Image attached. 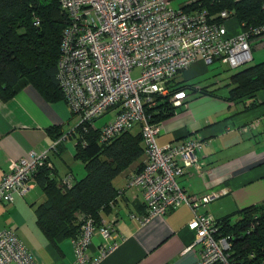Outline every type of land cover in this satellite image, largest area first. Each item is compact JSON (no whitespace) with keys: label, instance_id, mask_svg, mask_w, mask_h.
I'll list each match as a JSON object with an SVG mask.
<instances>
[{"label":"built area","instance_id":"1","mask_svg":"<svg viewBox=\"0 0 264 264\" xmlns=\"http://www.w3.org/2000/svg\"><path fill=\"white\" fill-rule=\"evenodd\" d=\"M59 2L68 16V25L61 39L58 80L64 102L76 122L53 148L80 127L87 132L109 113L115 116L101 127L102 142L139 127L146 148L144 166L131 176L130 186L141 192L149 215L138 218L144 223L187 204L194 214L191 227L196 232V241L189 248L201 247L195 264H236L237 259L230 255L234 252L231 238L223 235L208 208L228 192L211 193L200 199L187 194L178 183L191 171L202 175L204 167L198 152L204 142L194 138L159 147L157 139L163 122L153 123L148 110L155 108L160 98L170 95L174 107L184 105L187 92L170 93L169 81L196 61L212 65L220 60L232 69L250 64L253 43L257 35L262 38L264 23H242L240 33L230 36L225 34V21L236 14L224 12L218 22H213L196 0L182 9H173L168 0ZM209 20L213 23L211 32L204 25ZM137 69L140 74L134 77ZM258 124L256 121L250 126ZM49 151H32L28 158L10 161L0 181V203H13L15 194L28 196L39 169L52 168ZM72 180L71 175L67 176L65 184L70 186ZM99 232L105 242L100 255L92 258L89 249L96 230L92 220L85 223L81 235L72 241L75 264H97L116 249L119 235L115 220L109 224L102 222ZM0 264H36V260L16 232L0 229Z\"/></svg>","mask_w":264,"mask_h":264},{"label":"crops","instance_id":"2","mask_svg":"<svg viewBox=\"0 0 264 264\" xmlns=\"http://www.w3.org/2000/svg\"><path fill=\"white\" fill-rule=\"evenodd\" d=\"M168 1L173 9H182L195 0H184L180 4L178 0ZM225 26V34L230 36L241 31L237 18L226 20ZM228 69L220 63L208 66L199 60L176 76L177 83L194 84L198 90L189 91L184 105L164 120L157 143L163 148L178 140L203 139L204 148L198 155L204 167L202 175L192 171L194 173L185 175L178 183L187 194L200 199L227 191L222 196L233 195L238 205L235 213L264 203V93L260 91L230 101L228 86L237 71ZM222 71L228 72L222 74ZM108 115L115 116L114 113ZM106 116L96 123L98 127L109 122ZM255 119L260 124L250 126L248 123ZM73 121L64 101L49 103L32 86L24 87L9 101L0 98V181L11 160L28 158L32 151L45 150H50L49 157L55 167L52 176L58 182L64 185L67 176L76 178L73 169L80 170L83 178L86 171L77 164L82 165L75 158L74 141H63L61 146L53 148L56 140L51 130L61 131L65 136ZM144 159L145 156L142 162L128 166L114 180L115 188L122 195L113 212H103L101 217L107 224L115 220L118 245L97 264H195L201 247L189 248L196 241V232L191 227L194 214L187 204L144 223L138 218L145 212L144 199L136 187L130 186V178ZM31 183L28 196L15 194L13 203H0V229L16 232L32 252L36 264H75L72 240L66 239L55 246L40 229L36 207L46 201V195L37 186L35 177ZM209 214L220 220L232 213H223L215 207L211 211L209 208ZM104 242L97 232L89 249L92 258L100 255Z\"/></svg>","mask_w":264,"mask_h":264},{"label":"trees","instance_id":"3","mask_svg":"<svg viewBox=\"0 0 264 264\" xmlns=\"http://www.w3.org/2000/svg\"><path fill=\"white\" fill-rule=\"evenodd\" d=\"M198 3L209 12L213 22L219 21L217 18L221 12L233 11L240 24L257 26L264 23V0H203ZM67 25L68 16L62 12L59 0H0V98L3 101H9L26 86L34 87L49 103L65 100L58 80V61ZM261 35L262 38L257 35L253 49L264 41V34ZM217 63L229 68L228 71H237L232 74L228 86L230 101H238L260 91L264 93V62L237 69L220 60L212 65ZM175 78L169 81L170 93L184 90L188 94L198 90L194 84L177 83ZM171 96L160 98L155 108L150 107L148 115L153 118V123L164 122L180 108L170 103ZM256 121L259 120L250 123ZM55 130H51V134L58 141L63 133ZM77 132L67 140L74 141L75 158L84 165L86 175L73 178L70 186L53 178L54 165L52 168L44 166L34 175L37 186L46 195V201L36 207L38 225L55 246L80 236L89 220L94 222L96 233L100 234L101 214L113 212L122 195L115 188L114 180L128 166L142 162L146 151L141 130L126 132L106 142L100 140L101 127L96 123L87 132L83 127ZM203 148L204 144L198 155ZM143 166L140 164L137 173ZM142 208L145 212L138 217L146 218L149 212L145 202ZM233 215H238L234 222ZM217 222L223 235L231 238L242 257L241 261H235L236 264H264V203L232 213ZM234 258L237 259L236 256Z\"/></svg>","mask_w":264,"mask_h":264},{"label":"rangeland","instance_id":"4","mask_svg":"<svg viewBox=\"0 0 264 264\" xmlns=\"http://www.w3.org/2000/svg\"><path fill=\"white\" fill-rule=\"evenodd\" d=\"M184 0H178V2H177V4H180L181 2H183ZM247 1H249V0H247ZM60 3V2H59ZM60 6H61V4H60ZM263 8H264V5H263ZM262 8V9H263ZM61 9H62V12H65V10L62 8V6H61ZM226 27V26H225ZM262 44V46H260V47H258V46H256V48H254L253 49V56H254V61L253 62H251L250 64H258V63H262V62H264V41L261 43ZM249 64V65H250ZM140 74V70L139 69H137V70H135L134 71V73H133V76L134 77H136V76H138ZM112 117H113V115H108V116H106V120L107 121H110L111 119H112ZM75 122H76V120L75 121H73L71 124H70V126H74L75 125ZM260 122V121H259ZM136 128H138V129H136ZM140 131V128L139 127H135L134 128V130H132V131ZM158 140V139H157ZM73 145H75V143H73ZM78 164V166H80V168L82 167V168H84V166L83 165H81L80 163H77ZM73 171H74V174L75 175H77L76 177H78V178H81V172H79L80 170H78V169H73ZM40 191V190H39ZM30 194V193H29ZM232 196L233 195H230V196H226L225 195V197L224 196H221L220 198H219V200L217 199V201L215 200V202L213 201L212 203H210V205H209V208H210V211H211V209H213V208H215V207H219V209L223 212V213H226V214H228V213H233L234 211H235V209H237L238 208V205H237V202H236V200L235 199H233L232 198ZM211 214V213H210ZM238 215H233V216H231V217H233V222L238 218L237 217ZM229 248H230V246H229ZM233 253L232 254H230L231 256H236V258H237V260H239V261H241V256H240V254H239V252H238V249H233Z\"/></svg>","mask_w":264,"mask_h":264},{"label":"bare ground","instance_id":"5","mask_svg":"<svg viewBox=\"0 0 264 264\" xmlns=\"http://www.w3.org/2000/svg\"><path fill=\"white\" fill-rule=\"evenodd\" d=\"M224 12H228V11H223V12H221V14L218 16V17H220ZM231 18H236V15L235 16H233V17H231ZM231 18H229V19H231ZM228 19V20H229ZM212 22L209 20L208 21V23L207 24H204L205 26L207 25V27H208V32H211L212 31ZM240 28L242 29V24H240Z\"/></svg>","mask_w":264,"mask_h":264},{"label":"clouds","instance_id":"6","mask_svg":"<svg viewBox=\"0 0 264 264\" xmlns=\"http://www.w3.org/2000/svg\"><path fill=\"white\" fill-rule=\"evenodd\" d=\"M254 57V56H253Z\"/></svg>","mask_w":264,"mask_h":264}]
</instances>
